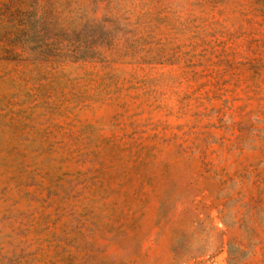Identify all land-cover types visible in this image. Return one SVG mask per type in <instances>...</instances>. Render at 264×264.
<instances>
[{"label": "rangeland", "instance_id": "rangeland-1", "mask_svg": "<svg viewBox=\"0 0 264 264\" xmlns=\"http://www.w3.org/2000/svg\"><path fill=\"white\" fill-rule=\"evenodd\" d=\"M0 264H264V0H0Z\"/></svg>", "mask_w": 264, "mask_h": 264}]
</instances>
